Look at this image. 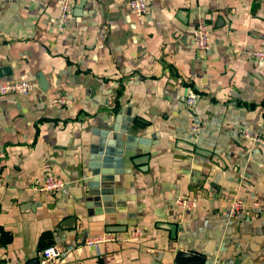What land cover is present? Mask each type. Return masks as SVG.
<instances>
[{
    "label": "crops",
    "instance_id": "0c3cea01",
    "mask_svg": "<svg viewBox=\"0 0 264 264\" xmlns=\"http://www.w3.org/2000/svg\"><path fill=\"white\" fill-rule=\"evenodd\" d=\"M81 1L61 25L60 0H0V82L38 83L0 95L2 262L63 244L57 264H174L178 249L264 264V206L229 215L236 197L264 200V144L243 135L264 138V61L251 56L264 49V0H146L142 17L129 0ZM58 95L69 105L48 104ZM48 173L62 191L32 192ZM183 194L191 209L175 205ZM102 231L118 240L84 244Z\"/></svg>",
    "mask_w": 264,
    "mask_h": 264
},
{
    "label": "built area",
    "instance_id": "2783aa9c",
    "mask_svg": "<svg viewBox=\"0 0 264 264\" xmlns=\"http://www.w3.org/2000/svg\"><path fill=\"white\" fill-rule=\"evenodd\" d=\"M74 0H60V16L59 21L62 24L65 23L68 14L73 9ZM129 7L131 11L137 17H142L148 11V4L146 0H129ZM193 42L195 47L200 52L208 51L211 47V36L210 28L208 24L203 21H199L193 29ZM251 56L257 61H264V49H255L251 52ZM38 87V83L32 80H5L0 82V95H6L11 93H29ZM48 104L54 107H64L69 105L70 99L64 95L52 96L47 100ZM195 103H196V93L190 91L185 98V105L187 109L195 115ZM205 123L200 118H195L192 121L191 129L193 132L197 133L204 129ZM243 135L253 140L255 143L264 144V138L258 133L251 131L247 128L243 130ZM66 181L56 175L48 173L39 183L32 185V192H48L51 194H56L65 187ZM195 204V199L193 196L188 194L178 195L175 197V205L182 210L191 209ZM260 206H264L263 199H252L249 202L244 201L240 197H236L232 200L229 215L233 218L240 217L241 214L249 209L256 210ZM143 231L138 225L132 226L130 229L128 240L138 241L141 239ZM118 240L116 234L112 231H102L100 233L88 234L84 237V244L89 247H96L101 243L116 241ZM67 247L63 244H52L41 250L39 256L32 264H57L56 260L65 254ZM0 264H25L18 262H8L3 263L0 256Z\"/></svg>",
    "mask_w": 264,
    "mask_h": 264
},
{
    "label": "water",
    "instance_id": "95a60500",
    "mask_svg": "<svg viewBox=\"0 0 264 264\" xmlns=\"http://www.w3.org/2000/svg\"><path fill=\"white\" fill-rule=\"evenodd\" d=\"M81 3H83V0L81 1ZM186 147L190 150L196 151L197 153H201V154L206 153L205 151L195 147L192 144H188V146H186ZM109 148H111V147L108 145V150H109ZM139 150H140V148H139ZM146 156L147 155H145V157ZM139 160L141 161V159H139ZM111 230H113V228ZM83 242H84V240H83ZM202 263H203V256L199 253L194 252V251L178 249L175 253V256H174V264H202Z\"/></svg>",
    "mask_w": 264,
    "mask_h": 264
},
{
    "label": "rangeland",
    "instance_id": "374dc122",
    "mask_svg": "<svg viewBox=\"0 0 264 264\" xmlns=\"http://www.w3.org/2000/svg\"><path fill=\"white\" fill-rule=\"evenodd\" d=\"M261 144V143H260Z\"/></svg>",
    "mask_w": 264,
    "mask_h": 264
}]
</instances>
